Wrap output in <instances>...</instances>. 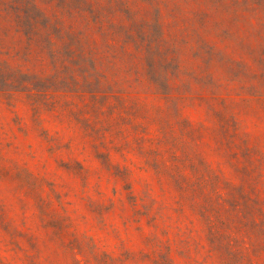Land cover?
<instances>
[{
	"label": "rangeland",
	"instance_id": "obj_1",
	"mask_svg": "<svg viewBox=\"0 0 264 264\" xmlns=\"http://www.w3.org/2000/svg\"><path fill=\"white\" fill-rule=\"evenodd\" d=\"M0 264H264V0H0Z\"/></svg>",
	"mask_w": 264,
	"mask_h": 264
}]
</instances>
